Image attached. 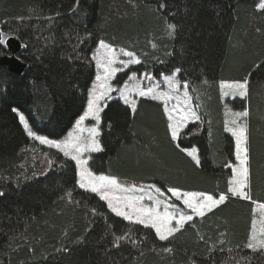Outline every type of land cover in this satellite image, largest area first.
Here are the masks:
<instances>
[{
    "label": "trees",
    "instance_id": "obj_1",
    "mask_svg": "<svg viewBox=\"0 0 264 264\" xmlns=\"http://www.w3.org/2000/svg\"><path fill=\"white\" fill-rule=\"evenodd\" d=\"M4 36L19 42L25 69L0 67V264H264V250L248 246L253 207L264 205L260 0H0V55ZM99 43L138 60L114 84L175 74L196 114L176 139L157 100L137 99L131 109L113 98L100 114L94 174L166 198L170 190L223 197L165 240L80 190L74 163L20 123L18 113L32 132L64 136L84 111ZM225 82L246 83L245 98L223 99ZM229 111L245 127L242 199L230 192Z\"/></svg>",
    "mask_w": 264,
    "mask_h": 264
},
{
    "label": "rangeland",
    "instance_id": "obj_2",
    "mask_svg": "<svg viewBox=\"0 0 264 264\" xmlns=\"http://www.w3.org/2000/svg\"><path fill=\"white\" fill-rule=\"evenodd\" d=\"M264 0H260V6ZM95 69L94 79L86 91L83 113L77 117L64 136L48 139L31 131L21 113L20 123L26 135L44 147L61 153L76 167L77 187L96 195L116 216L132 224L148 227L160 240H165L183 225L211 210L222 199L193 192L169 191V200L146 186H125L115 178L94 174L89 168L91 154L100 151V114L107 101L119 99L134 108L136 100L146 98L163 103L172 138L176 139L184 128L196 121L185 86L174 76L154 77L152 74L130 75L127 82L114 84L116 76L129 66L138 64L137 58L122 50H115L99 43L92 54ZM223 99H242L246 96V83L225 82L220 84ZM240 113L228 112L227 132L235 143V164L230 180L232 196L243 198L247 182V162L245 157V127L235 119ZM191 152V151H190ZM188 153L192 155V153ZM250 249L264 250V205L253 207Z\"/></svg>",
    "mask_w": 264,
    "mask_h": 264
},
{
    "label": "water",
    "instance_id": "obj_3",
    "mask_svg": "<svg viewBox=\"0 0 264 264\" xmlns=\"http://www.w3.org/2000/svg\"><path fill=\"white\" fill-rule=\"evenodd\" d=\"M2 45H4L6 54L0 55V67L6 68L11 74L21 75L24 72L25 65L20 62L17 55L22 48L15 38L5 36L2 38ZM122 185H128L121 182Z\"/></svg>",
    "mask_w": 264,
    "mask_h": 264
},
{
    "label": "bare ground",
    "instance_id": "obj_4",
    "mask_svg": "<svg viewBox=\"0 0 264 264\" xmlns=\"http://www.w3.org/2000/svg\"><path fill=\"white\" fill-rule=\"evenodd\" d=\"M225 106H226V104H225ZM250 223V222H249ZM248 236V235H247ZM249 244V243H248Z\"/></svg>",
    "mask_w": 264,
    "mask_h": 264
},
{
    "label": "crops",
    "instance_id": "obj_5",
    "mask_svg": "<svg viewBox=\"0 0 264 264\" xmlns=\"http://www.w3.org/2000/svg\"><path fill=\"white\" fill-rule=\"evenodd\" d=\"M193 158H194V157H193ZM214 207H216V205H215ZM214 207H213V208H214Z\"/></svg>",
    "mask_w": 264,
    "mask_h": 264
}]
</instances>
